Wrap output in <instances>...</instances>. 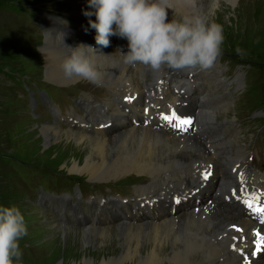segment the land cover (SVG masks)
<instances>
[{
    "label": "bare ground",
    "instance_id": "6f19581e",
    "mask_svg": "<svg viewBox=\"0 0 264 264\" xmlns=\"http://www.w3.org/2000/svg\"><path fill=\"white\" fill-rule=\"evenodd\" d=\"M69 1L73 2V12L82 16H85V10L94 11L89 8L88 0ZM221 1L231 8L237 3V0ZM172 3L169 18L174 12L182 15L207 13L211 7V0H195L194 5L188 0H172ZM91 17L95 20L94 15ZM44 19L46 31L41 51L47 81H55L58 85L83 81L78 77L67 78L61 64L70 52L69 47L89 45L97 49L95 59L106 91H113L118 99L101 103L91 99L89 94L80 97L76 108L84 101L88 111L85 115L76 113V116H81L92 129H65L54 120L53 124L50 122L40 128L44 138L51 140L56 135L67 141L58 144L64 149L70 147L68 150L73 158L68 160L65 168L77 176L84 175L92 181L112 178H123V181L135 176L148 179L146 185L134 187L133 196L83 202L86 208L92 209L90 217L81 206L76 207L80 203L78 196L69 204L81 214L78 218L67 214L63 202L59 205L50 201L56 211L59 206L63 208L59 218L63 225L59 229L66 240L71 230L68 218H81L82 229L71 230L75 234L74 245H68L69 251L75 248L79 255L74 256L75 261L79 260L80 264H248V260L249 264H264V245L260 246L264 241V225L243 218L233 207L222 203L219 196L231 186L232 172L238 163H243L239 144L236 142V152L225 151L227 144L232 149L230 137L222 136L223 140L217 144H207L192 136L175 135L138 123L147 87L165 74L170 76L173 86L182 83L188 106L200 123L221 124L234 120L218 119L221 113L218 110L226 112L228 103L226 100L221 104L214 101L215 97L223 96L217 95V88L225 90L224 86H227L221 75L215 74L217 66L214 64L208 69L212 71L206 73L213 77L212 85L216 88L210 93L207 92L210 84L197 80L204 71L201 73L193 68L183 69V72L165 69L158 76L150 71L151 79L146 81L145 67L133 69L122 64L119 56L114 54L118 47L127 51L128 42L122 38L111 35L109 46L103 47L96 44V32L81 35L73 28L64 29L63 24L53 18L45 16ZM217 20L218 15L214 21ZM55 25L63 31H58ZM68 35L76 39L75 44L69 41ZM120 89L130 91L131 102L123 97L125 94ZM101 106L108 108L105 111L108 117L97 114L101 112ZM103 122L107 123L105 129L93 130ZM206 173L210 175L204 180ZM175 193H180L185 200L173 204ZM44 199L41 197L40 201ZM150 200L153 204L148 212L146 206L139 204ZM92 211L97 213L96 218Z\"/></svg>",
    "mask_w": 264,
    "mask_h": 264
},
{
    "label": "rangeland",
    "instance_id": "374dc122",
    "mask_svg": "<svg viewBox=\"0 0 264 264\" xmlns=\"http://www.w3.org/2000/svg\"><path fill=\"white\" fill-rule=\"evenodd\" d=\"M72 3L69 0H0V205L14 204L25 216L27 235L20 240L22 252L20 264H80L79 260L75 261L77 251L75 248L69 251L68 245H74L75 234L71 230L82 229L83 224L74 223L71 217H67L71 234L67 233L66 240L59 229L63 225L59 221L63 208L59 206L56 211L49 204L50 201L53 203L63 201L53 200L52 196L44 193H37V182L30 187L29 181L31 183V180L35 179L32 176L33 169L39 167L53 174H61L60 179L68 176L71 183L76 182L83 195L75 187V193L71 194L73 199L67 200V204H71L79 197L83 211L89 217L92 209L85 210L83 205L87 201L94 199L105 201L108 197H130L134 195L135 186L146 185L148 181L143 176L127 177L123 181V178L92 181L87 176L70 173L65 168L68 160L73 158L68 150L70 147L68 149L59 147V144H66L67 141L56 135L52 136L51 140L45 139L41 133L40 128L43 125L50 122L53 124L57 119L51 116L50 111L47 112L44 105L38 104L37 101L31 103L28 93L39 94V91L45 90L60 104L65 100V107L72 104L66 100L67 95L75 99V104L80 97L84 95L87 97L86 94L91 92L96 96V101L101 103L118 100L113 91H106L103 83L101 86H95L83 80L64 86L45 78L41 51L46 31L45 16L63 24L64 29L73 28L81 35L89 34L90 31L95 32V29L88 25L92 17L73 12ZM13 6L16 8L15 11ZM233 7L221 1L212 16L215 20L218 15L217 23L222 25L224 35L223 53L215 62L217 66L215 74L221 75L227 84L224 86L225 90L217 88V95L223 96L215 97L214 101L220 104L224 100L232 102L230 106L227 105L226 112L222 113L224 109L218 110L221 112L218 119H240L254 127L264 128V0H237ZM180 15L182 14L179 12L173 13L176 17ZM55 28L63 31L57 25ZM72 37L68 35L69 41L75 44L76 39ZM122 39L127 42L126 39ZM211 71L212 69L204 70L205 76L203 74L197 79L198 82L210 84L207 89L209 93L216 89L212 85L213 77L206 74ZM145 79L146 81L151 79L149 69ZM193 85L198 90V86L194 83ZM120 91L125 94L123 97L130 96V91L122 89ZM55 94L57 97L63 94L62 99L56 98ZM81 103L78 104L79 109L76 108L78 110L76 113L85 115L88 111L87 106L84 101ZM99 109L101 112L97 114L108 117L105 114L108 109L106 106ZM61 122L57 120L61 127L73 128L69 124L70 121L67 124ZM237 143L239 144L238 141ZM236 149L238 148L233 143L232 149L227 144V148L223 150L236 152ZM41 180H49V176L44 175ZM41 183L46 185V182ZM73 187L71 184L66 187L61 183L59 190L51 187L49 192L59 195L67 191L72 192ZM41 197L45 199L40 201ZM72 213L69 211L71 216L78 212Z\"/></svg>",
    "mask_w": 264,
    "mask_h": 264
},
{
    "label": "clouds",
    "instance_id": "9594fccd",
    "mask_svg": "<svg viewBox=\"0 0 264 264\" xmlns=\"http://www.w3.org/2000/svg\"><path fill=\"white\" fill-rule=\"evenodd\" d=\"M192 5L195 0H188ZM94 11H84L88 25L95 29L96 44L108 47L109 36L127 40V51L118 47L122 64L143 66L157 76L165 69L211 68L222 55L223 27L211 17L219 0H211L210 10L169 18L172 0H88ZM61 68L67 78L78 77L101 86L103 75L95 55L97 49L80 44L68 48ZM91 53V55L89 54ZM27 235L25 216L14 204L0 205V264H20V240Z\"/></svg>",
    "mask_w": 264,
    "mask_h": 264
},
{
    "label": "snow or ice",
    "instance_id": "6c2138e0",
    "mask_svg": "<svg viewBox=\"0 0 264 264\" xmlns=\"http://www.w3.org/2000/svg\"><path fill=\"white\" fill-rule=\"evenodd\" d=\"M126 100L131 102L133 97H126ZM147 111V109H146ZM162 120L166 121L168 124H170L172 127L177 128L179 131H188L189 127L193 124V120L191 118H185L181 115H179L176 111H172L170 115L168 114H163L160 117ZM210 173H206L203 176L204 180H207L209 178ZM241 179L243 180V175L241 176ZM242 191H246V189H243ZM235 194V193H234ZM255 201V202H261L264 201V192H253L250 198H246L243 200V202L251 208L254 212L257 214H262L260 215V220L261 223H264V206H255L253 203L250 202ZM257 236H259V233H257ZM257 248L259 249V244H257Z\"/></svg>",
    "mask_w": 264,
    "mask_h": 264
},
{
    "label": "trees",
    "instance_id": "16d2710c",
    "mask_svg": "<svg viewBox=\"0 0 264 264\" xmlns=\"http://www.w3.org/2000/svg\"><path fill=\"white\" fill-rule=\"evenodd\" d=\"M12 8H14V6L12 7ZM16 10V8H14V11Z\"/></svg>",
    "mask_w": 264,
    "mask_h": 264
}]
</instances>
